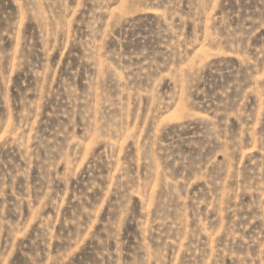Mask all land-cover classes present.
Wrapping results in <instances>:
<instances>
[{
	"label": "rangeland",
	"instance_id": "rangeland-1",
	"mask_svg": "<svg viewBox=\"0 0 264 264\" xmlns=\"http://www.w3.org/2000/svg\"><path fill=\"white\" fill-rule=\"evenodd\" d=\"M0 264H264V0H0Z\"/></svg>",
	"mask_w": 264,
	"mask_h": 264
},
{
	"label": "bare ground",
	"instance_id": "bare-ground-1",
	"mask_svg": "<svg viewBox=\"0 0 264 264\" xmlns=\"http://www.w3.org/2000/svg\"><path fill=\"white\" fill-rule=\"evenodd\" d=\"M154 11V10H153ZM160 11V10H159ZM159 14H160V12H159ZM203 117V116H202Z\"/></svg>",
	"mask_w": 264,
	"mask_h": 264
}]
</instances>
